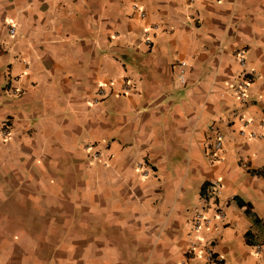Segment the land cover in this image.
I'll return each instance as SVG.
<instances>
[{
	"label": "crops",
	"instance_id": "1",
	"mask_svg": "<svg viewBox=\"0 0 264 264\" xmlns=\"http://www.w3.org/2000/svg\"><path fill=\"white\" fill-rule=\"evenodd\" d=\"M139 6L0 0V264H264V0Z\"/></svg>",
	"mask_w": 264,
	"mask_h": 264
},
{
	"label": "built area",
	"instance_id": "2",
	"mask_svg": "<svg viewBox=\"0 0 264 264\" xmlns=\"http://www.w3.org/2000/svg\"><path fill=\"white\" fill-rule=\"evenodd\" d=\"M139 2L140 0H132V9L137 11L139 13V15L141 17H144L145 11L143 9H141V7L139 6ZM10 32H14V28H10ZM146 43H150L151 39L149 37L145 38ZM238 58L239 61L241 63H244V52L241 50L238 52ZM179 68H180V72L178 73V79L181 83H185V76H184V72H183V67L186 65L185 61H180L179 62ZM243 83L240 82V85H242ZM103 89L99 88L98 92L101 95L102 94ZM241 95H243V93H241ZM10 125L8 123H0V138L1 139H7L10 136ZM255 135V133H251V136ZM89 146V145H88ZM222 146V135L221 134H217L216 138H215V143H214V147L216 149L221 148ZM207 192L208 194L212 197L217 191H218V184L217 183H211L207 186ZM216 214L218 216H222V212L221 209L216 208ZM207 218L204 215L203 211H200L198 213H196L195 218L193 220V228L194 230H199L201 227H203L206 223H207ZM254 250L255 251H259L261 250V245H255L254 246ZM205 254H206V259L208 261H215L216 260V256L212 250V247L206 246L205 247Z\"/></svg>",
	"mask_w": 264,
	"mask_h": 264
},
{
	"label": "trees",
	"instance_id": "3",
	"mask_svg": "<svg viewBox=\"0 0 264 264\" xmlns=\"http://www.w3.org/2000/svg\"><path fill=\"white\" fill-rule=\"evenodd\" d=\"M236 201H237V203H238V205H239L240 207L245 206V212H246V213H248L249 215L253 216V213H252V211H251V209H250V204H249L248 202L245 203V202L242 201L241 199H236ZM249 234H250L249 232L246 233V239H248ZM247 242H248V243H251V241H249V239L247 240Z\"/></svg>",
	"mask_w": 264,
	"mask_h": 264
}]
</instances>
